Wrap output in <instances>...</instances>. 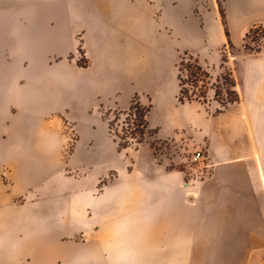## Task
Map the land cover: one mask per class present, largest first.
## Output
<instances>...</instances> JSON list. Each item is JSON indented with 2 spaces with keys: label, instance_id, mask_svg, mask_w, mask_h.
Segmentation results:
<instances>
[{
  "label": "crops",
  "instance_id": "obj_1",
  "mask_svg": "<svg viewBox=\"0 0 264 264\" xmlns=\"http://www.w3.org/2000/svg\"><path fill=\"white\" fill-rule=\"evenodd\" d=\"M48 1L0 0V264H108L60 242L89 228L101 240L109 225L132 241L121 264L251 255L244 242H264V56L236 64L240 99L219 113L178 102L172 74L185 50L238 44L264 0H220L225 23L219 0ZM135 94L153 101L155 139L203 148L200 177L118 150L102 109ZM60 114L77 135L66 159L47 119Z\"/></svg>",
  "mask_w": 264,
  "mask_h": 264
},
{
  "label": "rangeland",
  "instance_id": "obj_2",
  "mask_svg": "<svg viewBox=\"0 0 264 264\" xmlns=\"http://www.w3.org/2000/svg\"><path fill=\"white\" fill-rule=\"evenodd\" d=\"M218 2H219V11L221 16V11H223V8L220 0ZM46 4H50V0ZM28 7H32V2L30 1L28 2ZM257 40H259V42L262 44V50L257 53H250L247 50H245V48L243 47V38H242L238 44H232V43L231 45L229 43L225 44L221 53L214 52L207 57H198L199 62L203 66H205L211 73L212 77L210 81L214 83L215 86H219V90L221 91L220 96L217 100L214 97V92L211 91L207 95L204 102L200 104L207 107L209 111H213V110L216 111V109L221 106L220 103L222 102V99L226 98V93L233 90V88L221 78V75L225 76V69L220 67L222 56L225 55L227 57V62L224 65L228 69L231 68L233 77L237 82V78L240 77V71L237 74L234 73L233 68L236 66V64L242 62V60H244L246 57L264 56V38H260V39L257 38ZM247 43L251 47L256 46V43H254V41L252 40H248ZM76 57H77V63L79 65H84L85 59L81 53V50H79V52H76ZM178 60L175 62V66L173 68V74H172L173 84L177 83L176 63L178 62ZM216 79H218L219 81H217ZM187 88L190 91L193 90V87L189 84L187 85ZM138 98L145 106H149V105L151 106L153 104V101L149 95H143L141 99L140 96H138ZM127 108L119 109L117 107H110V108L102 109L103 119H105L106 121L110 120L113 122V126H112L113 139H116L120 142L124 141L123 139H121V137H127L129 135L128 130L130 129V125L128 123L131 121V119L129 120L125 119L126 114L124 113L127 110ZM47 119L50 121L51 125L54 124L58 125L61 130V134L64 136V138H67L68 140L65 150L62 153L63 159H66L68 155L71 153L72 142L77 136L76 133H74V131L70 129L71 121H69V119L66 118L65 114H60V116L57 115L49 116ZM122 128L123 131L121 130ZM127 140L129 142V146L127 148H121L120 150L118 149L119 151L125 152L127 158H130L131 160L133 159L137 160V158L141 156L142 153L147 152L153 156L156 163H165L168 169H176V170L188 171L187 158L191 155L194 149L198 148L195 145L186 144L185 141H178V140L174 141V139L157 140L155 139L154 136H146L143 139V141L138 145L137 143H135V139H132L131 137H129ZM109 177H112V175H109ZM184 178L187 179L188 177L185 175ZM260 182L263 183V180L261 178H260ZM93 235H95L93 228H89L88 231L81 233L78 232L76 235L69 237V239L66 238L65 240H62L60 243L62 245L67 246L68 249L77 248L79 250H84V249L99 250L101 254L107 257L108 264H121V251L125 250L126 252H131L133 249L132 241L122 240L118 238L115 229L111 225L108 226L107 234L103 237V239L93 240ZM158 243L159 242H157V244ZM247 243L248 242H244L245 248L243 252H251V255L231 257V264H264V242L253 241L251 246H247L248 248L246 247ZM147 249L148 248L146 244L144 242H141L139 250L144 251ZM180 259L181 258L173 257L172 264L178 263L177 261ZM183 259L184 258H182V261L185 260ZM218 259L219 258H211V257H188L186 263L213 264V261Z\"/></svg>",
  "mask_w": 264,
  "mask_h": 264
},
{
  "label": "trees",
  "instance_id": "obj_3",
  "mask_svg": "<svg viewBox=\"0 0 264 264\" xmlns=\"http://www.w3.org/2000/svg\"><path fill=\"white\" fill-rule=\"evenodd\" d=\"M222 20L225 23V14L224 10L221 11ZM228 35V33H226ZM260 38H264V22L254 24L251 26L243 36V47L250 53H257L262 50V44L259 42ZM252 40L256 43L255 47H251L248 45L247 41ZM231 45V42H229ZM227 62V57L225 55L221 58L220 67L225 69V76L221 75V78L228 83L233 90L226 93V98L222 99L220 103L221 106L216 109V113L223 111V109L229 104L239 101L240 96L236 91V81L233 77L231 69L225 67V63ZM79 65V64H78ZM177 73L176 79L178 84V92L176 94L177 101L180 103L197 101L199 103H203L207 97L208 91L213 90L214 97L217 100L220 96L221 91L219 90V86H215L214 83L210 81L211 73L209 70L203 66L198 57L193 55L188 51H183L180 54L179 60L176 63ZM219 81L218 79H216ZM191 85L193 90H189L187 85ZM150 105L145 106L139 100L138 95L135 94L127 110L124 112L126 114L125 119H131L128 123L130 125V129L128 130L127 137H121L123 142H120L116 139L114 141L117 143V148L120 150L121 148H127L129 146L128 138L131 137L135 139V143L140 144L146 136H154L155 130L148 127L147 123V114L150 110ZM121 113V112H118ZM108 132L111 136H113L112 126L113 122L107 120ZM123 131V128L121 129ZM116 132V131H115ZM136 148V147H135Z\"/></svg>",
  "mask_w": 264,
  "mask_h": 264
},
{
  "label": "built area",
  "instance_id": "obj_4",
  "mask_svg": "<svg viewBox=\"0 0 264 264\" xmlns=\"http://www.w3.org/2000/svg\"><path fill=\"white\" fill-rule=\"evenodd\" d=\"M204 150L203 148H196L193 150L191 155L187 158L188 163V171L190 174V177L193 178V176L200 177L202 174V166L201 164L204 161Z\"/></svg>",
  "mask_w": 264,
  "mask_h": 264
}]
</instances>
